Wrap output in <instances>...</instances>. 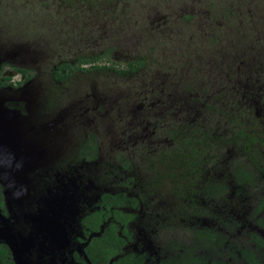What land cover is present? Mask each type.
Wrapping results in <instances>:
<instances>
[{
	"label": "trees",
	"instance_id": "16d2710c",
	"mask_svg": "<svg viewBox=\"0 0 264 264\" xmlns=\"http://www.w3.org/2000/svg\"><path fill=\"white\" fill-rule=\"evenodd\" d=\"M102 1L0 0V89H3L1 86L9 79V76L3 75L6 71L2 69L4 67L21 73L24 76L22 83L32 78L29 69L15 58L22 55H41L48 68L52 69L50 78L57 84H67L77 75L87 77L99 72H114L115 76L103 80L101 90L94 84L88 88V92L92 94L90 101L98 103L100 99L99 110L105 114V118H117L119 121L118 129L124 130V133L118 145L126 143L124 146L129 147L133 142L132 138L137 136L140 140L135 143L131 152L120 146L118 150L109 151L107 144L118 142V138L110 137L104 145L102 141L94 140V132L87 138L79 137L73 143L76 144L75 149L65 151L67 157L54 169L53 165L33 166L29 169L11 165L13 172L5 174L17 185L25 183L20 180V177H25L32 180L36 188L43 189L49 184L66 189L61 194L66 200L63 207L65 208L69 201L71 205L68 208L73 213L72 226L83 234V239L78 238L77 241H87L84 251L88 259L97 264H103L101 261L96 262L97 259H105L107 263L110 258L112 260L119 257L117 254L121 251L120 243H123V240L115 234L117 223L125 225L126 221L133 217V214L124 212L121 207H136V200L125 193L133 192L134 185L145 183L144 178L136 172L138 169L145 174L149 170L154 171L150 175L152 179L170 178L168 183L171 191L181 192L183 187H188L185 184L188 182L187 177L195 181L197 178H203L200 163L213 157L217 158L221 151L233 142L232 133L236 129L239 130L237 135H243L241 129L244 127L239 124L244 123L245 115L250 112L249 108H254L255 105L245 106L239 103L237 98L243 93V85L261 78V71L256 68L255 72L247 74L246 70H234L230 77L225 73L215 77L213 72L217 73L222 69L225 71L228 64L233 65L237 61L262 64L258 52L249 53L246 49V41L241 37L244 31L235 30L236 25L233 27L230 22L217 32L212 29L211 33L207 32L202 37L203 23L194 20H200L205 4L213 6L217 3L220 6L222 0H201V3L194 7L192 0H157L153 3L154 6L150 0H146L149 7L157 11L159 8L168 10L170 3L173 6L168 13L165 11L161 14L159 19L149 17L153 22L141 19L139 28L141 27L143 33L140 44L142 48L148 49V55L128 62L124 73H117L105 51L88 48L87 44L94 43L96 32L97 35L103 33L102 28L94 29L95 34L86 31L89 34L81 42L79 50H67L66 42L73 40V36L68 33L72 31L76 39L79 37L75 33V30H78L75 28V17L80 20L83 18L81 23L85 29V23L93 22L91 19L97 16L98 6L101 8ZM259 3L260 9L255 12L239 11L240 21H243L247 17L245 14L248 15L249 12V19L256 23V27L251 28L256 29L258 33H249L254 40L263 34L264 29V3ZM239 5L240 3L235 8L238 9ZM230 7L233 8L231 4ZM223 8L224 5L219 11L214 10L209 18L213 20L222 17ZM212 9L209 8L210 11ZM229 10L234 14V10ZM168 15L172 16L173 20L179 19L173 22ZM210 25L205 24L206 27ZM149 26H152V29ZM205 26L203 29L208 30ZM84 29L80 26L78 31L81 33ZM171 31L172 34L168 35L167 32ZM201 39L203 50L206 53L212 51L211 58L199 57L197 50L201 47L198 44ZM82 47L85 49H81ZM226 50L230 52L229 61L222 59ZM215 52L220 54L217 58H214ZM240 56L241 59L238 58ZM115 77L118 79H114ZM228 78L230 81H236V84L231 85L227 81ZM209 79L212 80L211 83L203 82ZM58 88L57 96L65 90L63 87ZM171 90L173 96H179L183 104L187 105L184 115L174 108V99L171 101L169 92ZM233 128L235 129L229 133ZM118 177L125 180L121 187L115 182ZM76 188L86 193L85 200L68 198V194L72 198V192H75ZM48 190L45 187L40 194L45 201ZM59 190L53 195L58 196ZM3 194L1 187L0 195ZM54 200L51 198L45 206L51 214L53 209L57 208ZM53 221L55 224L57 219ZM126 257L125 254L123 258ZM0 264H15L9 247L3 242H0Z\"/></svg>",
	"mask_w": 264,
	"mask_h": 264
},
{
	"label": "rangeland",
	"instance_id": "374dc122",
	"mask_svg": "<svg viewBox=\"0 0 264 264\" xmlns=\"http://www.w3.org/2000/svg\"><path fill=\"white\" fill-rule=\"evenodd\" d=\"M150 1L154 3L157 0ZM222 1L220 6H218L217 3L213 4V6L205 4L204 13L202 18L200 17L201 19L199 22L203 23L207 17H212L211 14L214 13V10L219 11V8L224 5L223 16L219 18V24L224 25L225 21L227 23L240 22L238 26L234 27L235 30L244 31L242 33L243 37H246L249 33H258L256 29H252L256 27V23L249 18H244L243 21H240L239 11L243 13H245L246 10L255 12L256 9H260L259 2L264 3V0ZM153 3L151 4L154 6ZM238 3H240V5L237 9L235 7ZM230 4L233 8L230 7ZM210 7L213 8L212 11L209 10ZM169 9L170 8H168V10ZM229 9L234 10V14H231ZM235 9H237V12ZM165 11V8H159L158 11L153 10V7H149L146 0H112L111 4L107 2L106 7L104 9L101 8L97 16L91 19L93 22L87 21L88 24L85 23V29L83 28L84 24L81 23L83 18L80 20L78 17H75V28L79 30L81 26L84 30L81 33L75 30V33L79 36L77 39L72 31L68 33V35L73 36V40L66 42L68 47L67 50L70 52L79 50L81 42L89 33L95 34V32H93L94 29L98 30L102 28L103 33L97 35L96 32L95 35L97 37H95L94 43L91 41V44H87L88 48L99 49V52L110 50V53L114 54L115 61L121 66H124L128 60L134 57L148 55V49L142 48L140 44L142 33L140 32L139 25L141 19L150 14L152 17L159 19L161 14ZM168 18L173 20L172 16L168 15ZM214 26L216 27L215 24ZM86 31L89 33H86ZM250 42L246 41V49L249 50V53L258 52L262 58V64L259 62H253L251 64L242 62V64L240 61H237L232 65V71L246 70L247 74L255 72L256 70L254 69L256 68H262L263 70L262 78L249 81L243 85L245 88L243 93L241 92L239 94V102L245 103L249 102L247 101L249 98L257 97L255 92L260 84L264 87V37L256 40L253 39ZM116 46H118L117 49ZM127 47H129L130 50H127ZM81 49H85V47ZM36 52L38 53V50ZM223 56L228 59L230 57V52L226 50ZM241 56L238 58L241 59ZM15 58L20 64L29 69L32 78L24 81L20 86L0 89V186L2 190H4V194L0 195V226L3 229H13L17 235L20 233L22 239L26 241L30 232V229L26 227L28 221L24 214L26 207L32 206L34 195L40 191L41 194L45 187L49 189L47 192L50 195L61 189V187L59 185L49 186L48 184L43 189L40 187L36 188L34 187L35 183L32 180H27L25 177H20V180L25 183L17 185L5 175L6 172H13L11 170V165L13 167H25V169H29L33 166L51 167L53 165L52 168L54 169L59 162H63L62 160L67 157L65 151L70 152L71 148L75 149L76 144L73 143L79 137L87 138L91 133L96 132L94 140L97 139L100 142L102 141L105 145L108 143V138L113 136L119 138V136L124 133V130L118 129L119 121H117V118H110L108 120L114 121L111 127L117 126V129L96 127L100 120L95 116L99 115L100 117H105V114L101 113L99 110L98 104L101 105V100L99 99L98 103L90 101L92 94L88 92V88L93 86V84L98 85V90H101L103 80H106L109 76H115L114 72L109 74L99 72L95 75L89 74L87 77L77 75L67 84H57L50 78L52 69L48 68L41 55H22ZM1 66L2 65H0V67ZM229 66L231 65L228 64L225 71L222 69L217 73L213 72L215 77L220 73L226 74L227 72V75L230 77L229 72H231V70L228 71ZM2 69L6 71L10 70L9 72L13 73L10 67H4ZM16 78H18V76H16ZM114 79L118 78L115 77ZM211 79L203 82L211 83ZM227 80L230 83V78ZM197 83L199 84L200 81L198 80ZM58 86L63 87L65 90L64 93L59 92L57 96V90H59ZM169 92L171 101L174 99V108L184 115V113L187 112V105L185 103L183 104V100L179 96H173L174 93L172 90ZM259 92L264 96V90ZM181 96L185 95L181 94ZM259 96L260 94L258 97ZM255 101V107H259L260 99L255 98ZM263 110L264 108H262V111ZM260 116L262 115L260 114ZM260 125L264 126V120L260 121ZM103 126L107 125L104 124ZM124 127L125 125L122 126V128ZM144 133L149 134L147 131H144ZM105 138L107 139L104 141ZM120 140L122 139H119L116 143L107 144V147L110 148L109 151L118 150ZM132 141L133 142L130 144L131 146L125 147L124 145H126V143H124L120 147L131 152L132 147L135 143H139L140 140L137 136L133 137ZM261 153L264 154V145L252 149V151L249 152L243 149L240 143L232 142L231 145L224 149L218 160L209 162L208 166L203 168V177L209 180H224L229 184L227 187L229 190L221 197L225 199L229 192L228 197L232 196V202L229 199L227 202H224L222 199H213L212 197L208 198L206 196L201 197L197 194L199 193L198 189L192 190V194H194L198 200L201 197V207L197 212L201 222L209 226L214 225L215 222L210 219V217L214 216L216 212L228 224V233H222L227 236L228 234H232L235 228V232L240 231L239 234H242V236H238V239H245L247 233L246 227L242 229L241 223L240 226H238V219L240 221L242 216L248 221L254 222V210L256 206L259 205L258 198H261L264 193V160ZM237 169L253 170L251 171V182L248 183L249 180H245L246 182L241 181L239 185L237 183L239 182L237 180L238 176L235 174ZM115 182L121 187V184L124 183L125 180L118 177ZM201 183L202 178L196 184L199 185ZM60 193H62V191H60ZM60 193L59 195L61 198ZM171 202L172 201H168V203ZM179 203L180 202H177V204ZM222 203L231 204V209L224 206L219 208L218 206ZM35 204H37V207L35 208L32 206L30 209L43 219L41 224H44L45 233L48 235V240H42L43 248L46 247L50 249L54 246L55 250L48 255L49 258L43 257V262L41 263L40 259L42 257H37L36 253L39 252L40 255L43 253L40 249L42 244L40 245L38 241L34 240L35 232L27 240L24 249L19 250V252L16 251V247L14 248V244L12 245V243H14L12 234H7L6 232L1 233L5 241L10 242L12 246V251H10L11 253L13 252L15 258H18L20 264H97L91 262L84 251L87 241H77L78 238L83 239V234L75 230L72 226L73 213L71 210L64 208L56 217H49V212L46 208L41 207L39 202H35L33 205ZM61 204H64L63 201ZM61 204H59V207ZM233 204L235 207H233ZM171 205L172 206L169 208L171 210L169 212H174L175 203H171ZM202 205L204 207H202ZM13 207L15 208L14 211ZM192 208V203L188 202V224L198 219L196 215H191ZM236 208H240L239 211H237ZM215 209L221 211H215ZM154 211L159 214H164L165 211L168 212L167 209H156ZM249 212H251V214H249ZM55 218L57 222L54 224L53 219ZM140 218L141 215L139 217L135 216L131 222L127 223L125 227H122L125 228V230H121L119 226L117 233L120 234L125 241H128L127 250H122L121 254H124L123 252L130 254L134 251L144 250L151 264H154L153 259L157 257L154 256L156 253L154 252L152 242L158 241L159 239L156 238L157 234L153 232L149 233L145 230ZM39 226L41 225L39 224ZM30 227L32 231L35 230L33 225ZM248 233L250 239L256 236L254 238L255 240H262L264 242V224L263 227L256 230V232L254 228H250ZM189 234L190 232H188V239L191 238ZM158 235L162 238V241L165 240V236H162V234ZM33 245L37 247L36 252ZM75 254L80 256H75ZM183 260L184 264H192L193 262L191 256H187Z\"/></svg>",
	"mask_w": 264,
	"mask_h": 264
},
{
	"label": "flooded vegetation",
	"instance_id": "af4514ba",
	"mask_svg": "<svg viewBox=\"0 0 264 264\" xmlns=\"http://www.w3.org/2000/svg\"><path fill=\"white\" fill-rule=\"evenodd\" d=\"M107 2H110L111 4L112 0H105V1L103 0L101 8L104 9L106 7ZM147 3L149 5L148 1ZM192 3L194 7L196 4H200L201 0H192ZM171 6H173V4L170 3L169 8ZM101 8L99 5L98 12L100 11ZM247 11H250V10H247ZM245 15L247 16L246 19L251 18V14L249 12H248V15L247 14ZM149 17L156 20V18L152 17L150 14L149 16L144 17L145 19L148 20L147 22H153L152 20L149 19ZM219 18H222V17H219ZM219 18H216L213 20H211V18L209 17L206 18V20L203 22V25L201 26L202 37L207 32L211 33L212 29L216 30L217 32L220 28L224 27V25L227 22L225 21L224 25L219 24ZM178 19L179 18H175V20H178ZM199 21L200 20H197V23L201 24V22ZM206 23L211 24V25L209 27H206L205 26ZM239 23L240 22L232 23V25L233 27L235 25L238 26ZM214 24L216 25V27L214 26ZM204 26L208 28V30H204L203 29ZM149 27L152 29V26H149ZM139 29L141 30V27ZM140 32L143 33L142 30ZM167 33L168 35H171L172 31L167 32ZM262 33L263 34L259 36V38H261L262 36L264 37V29L262 30ZM241 37L243 38V41L250 42L251 40H253L251 39V36L249 35H247L246 37H243L241 35ZM171 40L172 38L170 37V41ZM198 44L201 46L197 50L199 57L204 58L203 56H205V57L211 58L212 51L209 53H206L202 48L203 39H201V41H199ZM117 47L118 46H116V49ZM126 49L130 50L129 47H127ZM155 49L157 48L155 47ZM104 51L106 52L109 58V61H112V66H113L114 71H116L117 73L119 72L121 74H123L124 73L123 71L127 69L128 62H132V61L137 60L138 58H141V56L134 57L133 59L128 60L124 64V66H121L117 61H115L116 59L114 58V54H111L110 50H107V51L104 50ZM219 55L220 54L218 52H215L214 58L215 57L217 58ZM142 56H146V55H142ZM105 58L106 57H104L103 60H105ZM210 58H205V59L211 60ZM222 59L229 61V58L226 59L224 58V56L222 57ZM191 67H195V66H191ZM260 69H261L260 71H261V78H262L263 70L262 68ZM229 70H231V72H229V75L231 76L232 65L229 66L228 71ZM9 71L10 70L5 71L3 74V75L9 76V79L5 82V85L1 86V88L14 87V86L17 87L22 84V80L24 79V76L19 72L11 73ZM184 75L186 76L185 73ZM16 76H18V78H16ZM230 83L231 85H233V84H236V81L232 80L230 81ZM261 85L262 84H260V86L256 88L257 91L255 92V95H257V97L249 98L247 100L249 102H246V103L239 102V96L237 98V101L245 106L253 105V104L255 105L256 104L255 98L260 99L259 107L249 108L250 112L249 114L245 115L244 123L242 125L239 124L240 127H244L243 129H241L243 132L242 133L243 135H237L239 134L238 129H236L232 133L234 134V136L232 137V141L240 143L243 149L248 150L249 152H251L252 149H255L259 146L261 147L264 145V126L260 125V121L264 120V110L262 111V108H264L263 107L264 106V101H263L264 96L262 95V93L259 92L261 90L263 91L264 87H262ZM259 94L260 96L258 97ZM260 114L262 116H260ZM224 125L227 126V124H224ZM225 129H230V128H225ZM234 129L235 128L231 129L229 133H231ZM231 143L228 144V146L231 145ZM228 146H226V148ZM224 149L221 151V153L224 151ZM221 153L218 155L217 158L213 157L210 160L205 161L204 163L203 162L200 163L202 166L201 167V177L203 176L202 175L203 168L207 167L209 162H212V161L214 162L215 160H218L221 156ZM261 154L264 160V154L263 153ZM250 158H251V155H250ZM251 171L253 170L250 169L249 171L248 169H243V170L237 169V171L235 172V174L238 176L237 180L239 181L237 183L240 185L241 181L244 182L245 180L246 181L249 180L248 183H250L251 178H252ZM136 172L139 174V176L144 178L143 181L145 183L140 184V186L134 185L133 192L125 193L126 196H130L134 198V200H136V207L124 206V207H121L122 208L121 210H123L124 212L133 214V217L127 220L126 224L131 222L135 216L139 217L141 215L140 220L143 226L145 227V230L148 231L149 233L153 232L157 234L156 238H158L159 240L152 242L154 246L153 247L154 252L156 253L154 254V256L157 257L153 259L154 264H184L183 259L186 258L187 256H191V260H193L192 264H264V242L262 240H255L254 238L256 236L254 235H253L254 238L251 236L252 239H250L249 233H248V231H250V228L252 229L254 228L256 232V230L263 227V224H264V193L262 194L261 198H258L259 205L256 206L255 204L256 208L254 210V213H255L254 222L250 220L248 221L246 218H243L242 216H241L240 221L237 218L238 226H240V223H241L242 229L246 227V230H247L245 239L242 237L243 239L241 240V239H238V236L239 235L242 236V234H239L240 231L235 232V228H234V231H232V234H228L227 236L224 233H222V232L228 233L227 232L228 224L226 223L225 220H223L219 216L218 213L215 212L214 216L210 217V219H212L215 222V224L211 226L201 222V220L199 219V214L197 213L201 207L200 198L202 196H206L208 198L212 197L213 199L214 198L222 199V201L224 202H227L229 199L232 202V196L228 197L229 192L226 195L225 199L221 197L222 195H225V193H227V191L229 190L227 188L229 184L226 181L224 180L217 181L213 179L209 180L208 178L203 177L202 183L197 185L196 183L201 178H197L195 181V179L187 177L186 179L188 182H186L185 184H187L189 188L183 187L181 192H175V191H171L170 183H168L170 178L159 179L158 177V178L152 179L150 177V175L154 173V171L152 170L147 171L146 174L143 173L140 169H138ZM139 181L141 182L140 179ZM128 183H131V182H128ZM194 189L199 190V193H197L201 196L199 200L191 192ZM0 190H1V186H0ZM65 190L66 189H61L59 190V193L60 191L64 193ZM74 191L75 192H72V198H71V195L68 194V198L70 200L75 197H77L80 201L85 200L86 193L82 192L79 188H76V190ZM59 196L60 195H58V197ZM168 201H172L171 203H175L174 212H169L171 210L169 208L172 205L171 203H168ZM177 202H180V203L177 204ZM188 202H191L193 205V208L191 210V215L193 216L196 215V217L198 218L197 220H193L190 224H188L187 222ZM36 205L37 204L35 205L32 204V206L35 208L37 207ZM32 206H30L29 209ZM223 206L231 209L230 206L232 205L228 203H222L218 207L221 208ZM202 207L204 206L202 205ZM233 207H235L234 204H233ZM156 209L158 210L167 209L168 212L165 211L164 214H159L154 211ZM239 209L240 208L238 209L236 208L237 211H239ZM215 211H221V210L215 209ZM249 214H251V212H249ZM125 225L122 223L120 224L117 223V226H116L117 229L115 230V234L119 236L120 234L117 233L119 226L121 227V230H125V228H122L123 226L125 227ZM235 227H236V221H235ZM208 230L211 232H209ZM188 232H190L189 235L191 237L189 239H188ZM158 234H162V236H165V240L162 241V238ZM122 240H123V243H120L121 251L117 254L119 255V257H117L116 259H112V260L110 258L107 263L104 261L105 259H102V258L97 259V262L101 261V263L103 264H111L114 261L116 262L119 261L118 264H151L144 250L134 251V252H131L130 254L123 252L124 254H121L122 250H127V244H128V241L127 240L125 241L123 237H122ZM125 254L127 255V257L124 259L123 256Z\"/></svg>",
	"mask_w": 264,
	"mask_h": 264
},
{
	"label": "water",
	"instance_id": "95a60500",
	"mask_svg": "<svg viewBox=\"0 0 264 264\" xmlns=\"http://www.w3.org/2000/svg\"><path fill=\"white\" fill-rule=\"evenodd\" d=\"M96 118H98L100 121H102V122H100V121H98V124H97V128L98 127H103V128H107V129H117V126H112L111 127V125H112V123L114 122V121H108L109 119H106L105 117H100V116H95ZM113 119V118H112ZM103 121H105V122H103ZM104 124H106L107 126H103ZM106 137V136H105ZM107 138H105L104 139V141L106 140ZM119 139H122L121 138V135L119 136V138H118V140ZM111 143H113V142H111ZM40 193H37L34 197H33V200H32V204H34L35 202H39V205L41 206V207H43V208H46L47 209V211L49 212V217H53V216H57L58 214H59V212H60V209L58 208L59 207V204H61V202L63 201V203L65 204L66 203V200L65 199H63L62 197L60 198V196L59 197H57V196H54L53 194H48V197H47V199H46V201L44 200V197L42 196V195H40ZM39 196V197H38ZM43 199H42V198ZM51 198H53V199H55L54 200V205H56V207L57 208H55V209H53V212H52V214H51V212L48 210V207H45L46 205H48V202H49V200L51 199ZM66 205H70V203H69V201H68V203L66 204ZM29 207L30 206H27L26 207V210H25V212H24V214L26 215V217H27V223H26V227L28 228V229H30V232H29V234H28V237H27V240L29 239V237L35 232V237H34V240L35 241H38L39 242V244L41 245V247H40V249L43 251V253H41V255L39 254V252H37L36 253V255H37V257H42L41 259H40V261H41V263L43 262V257L45 258H49L48 257V255L50 254V253H52L54 250H55V247L53 246L52 248H43V243H42V240L43 239H47L48 240V235L45 233V230H44V224H41V222H42V220L43 219H41L40 218V216H38L33 210H31V209H29ZM15 210V208L13 207V211ZM12 211V212H13ZM56 223V222H55ZM39 224L41 225V226H39ZM31 225H33L34 227H35V230L34 231H32V229H31ZM4 232H6L7 234H12V239H13V242L14 243H12V245L14 244V248L16 247L17 248V252H19V250H21V249H24V247H25V245H26V242H27V240L26 241H24L23 239H22V237H21V235H20V233L17 235V233H15V231L13 230V229H3V228H1V226H0V242H3V243H5L8 247H9V250H11L12 251V246L10 245V242H6L5 241V239H4V237H2V235H1V233H4ZM34 246V245H33ZM13 248V249H14ZM34 249H35V252H36V250H37V247L36 246H34ZM11 251H10V253H11ZM14 251V250H13ZM12 254V257H13V260H14V262H15V264H20L19 263V260H18V258H15V256H14V254H13V252L11 253ZM40 263V264H41ZM36 264H38V263H36ZM57 264H60V263H57Z\"/></svg>",
	"mask_w": 264,
	"mask_h": 264
},
{
	"label": "bare ground",
	"instance_id": "6f19581e",
	"mask_svg": "<svg viewBox=\"0 0 264 264\" xmlns=\"http://www.w3.org/2000/svg\"><path fill=\"white\" fill-rule=\"evenodd\" d=\"M57 197H58V196H57ZM36 203H38V202H36ZM63 205H64V204H63ZM63 205H62V204L60 205V207H59L60 211H63V210H64ZM70 205H71V204H70ZM66 206H68V205H66ZM65 209H67V210H71V209L68 208V207H65Z\"/></svg>",
	"mask_w": 264,
	"mask_h": 264
}]
</instances>
